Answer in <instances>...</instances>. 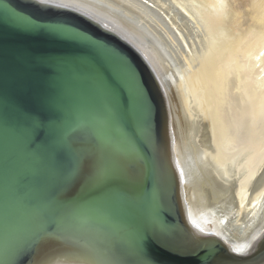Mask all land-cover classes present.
Segmentation results:
<instances>
[{"label":"bare ground","instance_id":"obj_1","mask_svg":"<svg viewBox=\"0 0 264 264\" xmlns=\"http://www.w3.org/2000/svg\"><path fill=\"white\" fill-rule=\"evenodd\" d=\"M30 1L86 17L143 63L160 105L158 130L143 136L157 196L179 221L156 223V239L184 254L220 244L225 255H250L264 233V0H236L235 8L227 0ZM108 145L106 158L87 155L86 177L95 187L108 177L140 190L145 159ZM63 232L45 238L53 246L32 264H149L114 230L86 219L68 220Z\"/></svg>","mask_w":264,"mask_h":264},{"label":"water","instance_id":"obj_2","mask_svg":"<svg viewBox=\"0 0 264 264\" xmlns=\"http://www.w3.org/2000/svg\"><path fill=\"white\" fill-rule=\"evenodd\" d=\"M9 8L66 39L22 28ZM159 124L150 77L116 35L70 9L0 0V264H32L53 244L45 238L66 234L75 218L114 230L149 264H264V233L247 257L225 255L218 243L184 254L156 239V223L179 224L157 196L143 136ZM110 141L145 159L140 190L86 177L87 155L106 158Z\"/></svg>","mask_w":264,"mask_h":264},{"label":"snow or ice","instance_id":"obj_3","mask_svg":"<svg viewBox=\"0 0 264 264\" xmlns=\"http://www.w3.org/2000/svg\"><path fill=\"white\" fill-rule=\"evenodd\" d=\"M61 7H66L65 5H61ZM5 11L8 13V15L10 16L11 19H13V21L15 22L17 19L23 20L24 23H17L18 25H20L22 28L28 29V30H34V31H39L45 34H48L50 36H52L53 38H64L62 35L59 34V32L53 31L51 29H49L46 25H41L36 23V21L32 20L31 18L27 17V16H23L20 15L19 13L15 12L13 9H5ZM16 23V22H15ZM58 25H62V26H66L65 24L62 23H55ZM67 27V26H66ZM69 28V27H68ZM81 161L78 158L76 160V166L78 167L80 165ZM209 256L211 255V253L208 254Z\"/></svg>","mask_w":264,"mask_h":264},{"label":"rangeland","instance_id":"obj_4","mask_svg":"<svg viewBox=\"0 0 264 264\" xmlns=\"http://www.w3.org/2000/svg\"><path fill=\"white\" fill-rule=\"evenodd\" d=\"M227 1H228V3H229L230 6L232 5L231 7H234V8H235V7L237 6V2H236V0H227ZM245 1L250 2V0H245ZM235 2H236V3H235ZM242 127H243V126H242ZM244 127H246V128H245L246 130H244ZM244 127L241 129V130H242V131H241V134H243V135H244V132H243V131H245V132L247 131V125L244 124Z\"/></svg>","mask_w":264,"mask_h":264}]
</instances>
